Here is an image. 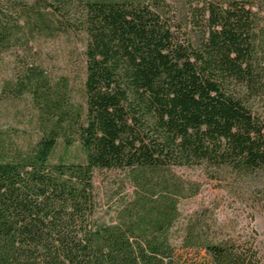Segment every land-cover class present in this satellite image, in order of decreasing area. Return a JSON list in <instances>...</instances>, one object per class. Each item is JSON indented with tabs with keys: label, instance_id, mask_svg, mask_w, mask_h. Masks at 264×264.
Returning <instances> with one entry per match:
<instances>
[{
	"label": "trees",
	"instance_id": "16d2710c",
	"mask_svg": "<svg viewBox=\"0 0 264 264\" xmlns=\"http://www.w3.org/2000/svg\"><path fill=\"white\" fill-rule=\"evenodd\" d=\"M69 33L78 100L25 56L3 88L31 96L39 137L0 129V264H264L254 230L181 223L201 183L177 172L264 171V0H0V53Z\"/></svg>",
	"mask_w": 264,
	"mask_h": 264
},
{
	"label": "rangeland",
	"instance_id": "374dc122",
	"mask_svg": "<svg viewBox=\"0 0 264 264\" xmlns=\"http://www.w3.org/2000/svg\"><path fill=\"white\" fill-rule=\"evenodd\" d=\"M84 42L83 34L69 33L54 38H39L30 43L27 51L13 48L0 53V129L16 130L21 136L20 142L39 137L34 125L37 112L31 96L13 97L3 93L5 83L14 80L22 66L18 58L25 56L28 62L41 64L54 77L67 76L78 100L84 78ZM177 172L201 183L198 195L181 201V223L201 213L212 228L222 234L237 236L254 230L264 262V171L251 176L222 172L216 177L201 167L177 168ZM118 178V172L104 171L96 175L99 197L107 207ZM130 193L131 188L126 186L123 195Z\"/></svg>",
	"mask_w": 264,
	"mask_h": 264
}]
</instances>
